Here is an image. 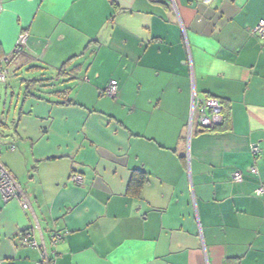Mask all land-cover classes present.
<instances>
[{
  "label": "crops",
  "instance_id": "1",
  "mask_svg": "<svg viewBox=\"0 0 264 264\" xmlns=\"http://www.w3.org/2000/svg\"><path fill=\"white\" fill-rule=\"evenodd\" d=\"M261 20L264 0H0V67L21 76L0 82V165L31 204L0 194V264L42 260L26 231L52 264H264ZM194 94L223 128L189 129Z\"/></svg>",
  "mask_w": 264,
  "mask_h": 264
},
{
  "label": "built area",
  "instance_id": "2",
  "mask_svg": "<svg viewBox=\"0 0 264 264\" xmlns=\"http://www.w3.org/2000/svg\"><path fill=\"white\" fill-rule=\"evenodd\" d=\"M152 1H162V0H152ZM170 5L174 6L175 0H165ZM252 34H258L261 37H264V20H261L257 23L255 27L251 29ZM28 34L26 31L20 33L16 47L14 49L15 53L21 52L27 46ZM9 70L0 67V82H5L7 80ZM117 80L112 79L110 83L106 86L103 92L109 96H115L117 92ZM222 103L218 97L207 96L200 98L197 95H193L192 107H191V118L188 125L189 129L192 126L194 119L198 120L199 125L202 129L212 128L221 124L224 120L222 112ZM197 115V117H195ZM251 151L256 155L260 152V147L257 143L251 145ZM250 171L252 173H257L256 167H251ZM233 178L236 181H241L243 179V173L239 170L235 171ZM69 180L75 184H81L83 181V176L79 173H72ZM263 188L260 187L257 189V194H262ZM0 194L3 201L7 202L11 199H19L22 207L24 209H30L31 204L26 196V194L21 189L20 185L17 182L15 176L3 165H0ZM63 237L62 233H55L52 236V241L54 243L59 242ZM22 242L31 247H43L42 251V260L37 262V264H52V258L47 251L46 245L43 241L42 245H39V242L31 236V233L26 231L22 233Z\"/></svg>",
  "mask_w": 264,
  "mask_h": 264
},
{
  "label": "trees",
  "instance_id": "3",
  "mask_svg": "<svg viewBox=\"0 0 264 264\" xmlns=\"http://www.w3.org/2000/svg\"><path fill=\"white\" fill-rule=\"evenodd\" d=\"M256 35H258V34H256ZM259 36V35H258ZM261 37V36H260ZM261 38H263L264 39V37H261ZM31 82H35V80H32ZM118 83V82H117ZM118 87V86H117ZM30 90H29V88H27V90H26V92H25V96H28V94L30 93L29 92ZM60 92V91H59ZM103 94H105L104 92H103ZM111 97H113V96H111ZM114 97H116V95L114 96ZM113 97V98H114ZM71 103V102H73L71 99H68L67 98V100H65L64 101V103ZM222 107H223V105H222ZM222 112H223V116H224V120H223V122L221 123V124H219V125H217V126H214V127H212V128H206L205 130H215V129H219V128H223L224 127V124L227 122V120H228V112L224 109V107L222 108ZM135 179V178H134ZM137 181L135 182V184L133 185V191L134 192H136V193H138V191H139V189H140V187L142 186V184H143V182H144V175H141L138 179H136Z\"/></svg>",
  "mask_w": 264,
  "mask_h": 264
},
{
  "label": "rangeland",
  "instance_id": "4",
  "mask_svg": "<svg viewBox=\"0 0 264 264\" xmlns=\"http://www.w3.org/2000/svg\"><path fill=\"white\" fill-rule=\"evenodd\" d=\"M104 67H108V66L105 65ZM84 72H85V70H82L81 73H79V75L77 76V81H75V80L73 81V82H75V85L73 86V88L76 87V84H77V83H79V85H80L81 82H83V76H84V74H85ZM108 72H109V71L106 70V69H103V70H102L103 75H105L106 73H107V75H108V74H109ZM17 74H18V75H16V76L13 75V74H11L10 77H8V79H7V80L9 81V84H11L12 87H18V83H19L18 79H19L21 76H20V72H17ZM22 75H24V74H22ZM73 82H71V84H72ZM73 88H72V89H73ZM22 89H23V91H24V88H22ZM9 90H11V87H9ZM15 90H17V89H15ZM73 91H74V90H73ZM74 92H76V91H74ZM72 93H73V92H72ZM72 93H71L69 96L75 98V97H74L75 94H72ZM73 98H72V99H73ZM195 117H197V115H196Z\"/></svg>",
  "mask_w": 264,
  "mask_h": 264
},
{
  "label": "snow or ice",
  "instance_id": "5",
  "mask_svg": "<svg viewBox=\"0 0 264 264\" xmlns=\"http://www.w3.org/2000/svg\"><path fill=\"white\" fill-rule=\"evenodd\" d=\"M6 7H16V5H6ZM0 23H3V21H0Z\"/></svg>",
  "mask_w": 264,
  "mask_h": 264
}]
</instances>
